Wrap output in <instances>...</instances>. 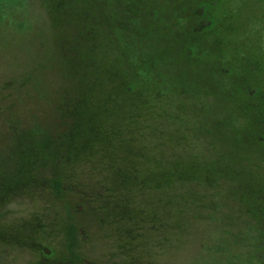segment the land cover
Returning a JSON list of instances; mask_svg holds the SVG:
<instances>
[{
	"label": "trees",
	"instance_id": "1",
	"mask_svg": "<svg viewBox=\"0 0 264 264\" xmlns=\"http://www.w3.org/2000/svg\"><path fill=\"white\" fill-rule=\"evenodd\" d=\"M253 1L261 2L250 0L245 6ZM229 2L166 0L164 11L162 0H151L149 4L142 0H49L54 18L67 14L70 29L79 37V43L66 58L79 68V75L83 74L76 81L74 95L67 98L69 103L57 109L60 120L49 131L54 137L49 146L44 145V155L30 144L37 137L35 132L24 133L22 141L27 143L26 148L23 143V151L14 148L9 156L0 152V205L4 192L21 187L22 193L26 188L39 187V181L47 178L53 187H63L64 193L68 191L75 197L80 208L72 209L73 212L84 214L92 222L114 226V231L120 229L121 240L137 252L136 261H149L141 235L155 232L147 223L152 215L141 211L135 203L136 196L148 187L157 189L176 176L181 178L176 165L165 168L160 158L165 153L163 142L167 136L173 141L176 137H169L160 127L163 122L154 119L170 116L163 119L175 125L190 110L180 107L187 98L184 97L173 102L176 106L172 112L164 111V105L173 101V89L169 88L172 85L168 83H173L177 95L181 78L188 82L195 76V89L203 87L202 91L216 92L219 101L235 105L234 120L248 122L249 128H242L245 133L220 129L211 140L216 144L230 142L235 146L233 157L243 155L248 159L253 154L264 162V143L259 140L264 139V48L260 44L263 28L252 27L254 18L241 16L240 9H233ZM245 6V11L250 8ZM101 8L111 10L106 18ZM198 9H203V16L210 21L201 31L192 25ZM144 13L147 16L143 17ZM256 21L264 23V17ZM146 26L151 28L147 33L149 43L144 38ZM108 33L120 42L125 37L131 49L115 61L107 74L109 78L100 83V72L105 71L110 53L99 41ZM129 66L131 70L125 71ZM12 129L18 130L19 125ZM29 129L34 126L23 130ZM160 135L163 142L157 140ZM153 140L155 144H151ZM241 163L237 167L241 171L233 168L227 174L244 178L245 192L257 200L256 223L264 227V170L254 173L247 169V161ZM77 165L87 169H77ZM201 169L193 168L202 172ZM66 205L74 207L75 202ZM84 215L82 219H86ZM260 236L264 238V232ZM118 251L127 258L123 243ZM126 264L130 262L126 260Z\"/></svg>",
	"mask_w": 264,
	"mask_h": 264
},
{
	"label": "rangeland",
	"instance_id": "2",
	"mask_svg": "<svg viewBox=\"0 0 264 264\" xmlns=\"http://www.w3.org/2000/svg\"><path fill=\"white\" fill-rule=\"evenodd\" d=\"M228 1L230 7L240 9L241 16L254 18L252 27L263 28L260 44L264 48V23L256 21L264 17L263 1L250 2L247 7L245 4L250 0ZM142 2L149 4L151 0ZM165 2L161 3L164 11ZM244 6L250 8L245 11ZM100 12L106 18L111 10L101 8ZM145 13L143 17L147 16ZM54 16L49 0H0V152L5 155H12L14 148L23 151L27 143L22 141L24 133L34 132L37 137L30 144L44 155V145L51 144L54 137L49 131L60 120L57 109L69 103L68 96L74 95L76 81L82 78L83 73L79 75V68L66 58L79 43V37L70 29L67 14L62 13L59 19ZM143 29L147 41L151 28ZM127 35L132 34L127 32ZM99 44L110 53L105 71L100 72L101 83L109 78L107 74L115 61L126 56L131 47L125 37L120 42L113 33L101 37ZM128 70L131 66L125 68ZM194 81L195 76L188 82L181 78L177 82V95L173 83H168L172 85L169 88L173 89V101L164 105V111L172 112L176 106L173 102L184 97L187 98L180 107L190 109L177 124L163 119L170 116L154 118L163 122L160 127L169 137H176L173 141L167 136L163 142L160 135L157 140L163 142L165 152L160 157L161 163L165 162V168L176 165L181 178L176 176L157 189L148 187L136 196L135 203L141 211L152 215L151 219L144 218L148 228L155 232L141 235L149 261H136L137 252L121 240L120 229L114 231V226L92 222L84 214L73 212L72 209L80 208L75 197L68 191L64 193L63 187L62 190L53 187L44 178L37 188H26L19 193L23 190L20 187L3 193L0 264H126V260L130 264H263L264 238L260 234L264 227L256 223V197L245 192L242 176L227 172L233 168L241 171L237 167L247 161V169L263 173L264 162L253 154L248 159L241 154L233 157L235 146L230 142L216 144L211 140L220 129L245 133L248 122L234 120L235 105L219 101L216 92L202 91L203 87L195 89ZM215 82L218 84L220 80ZM224 122L226 126H222ZM16 124L19 129L10 130ZM33 126L34 129L24 132V128ZM195 166H200L202 172L193 170ZM75 167L87 169L83 165ZM42 184L48 187L42 189ZM70 201L75 202L74 207L66 205ZM83 215L86 219L81 218ZM122 243L127 258L118 251ZM45 248L48 253L44 252Z\"/></svg>",
	"mask_w": 264,
	"mask_h": 264
},
{
	"label": "flooded vegetation",
	"instance_id": "3",
	"mask_svg": "<svg viewBox=\"0 0 264 264\" xmlns=\"http://www.w3.org/2000/svg\"><path fill=\"white\" fill-rule=\"evenodd\" d=\"M203 14H204L203 9L197 10L195 17L192 20V25H193L195 30L201 31L206 26L210 25V21L207 19V17L203 16ZM194 54H195V52H194ZM259 140L261 143H264V139L262 137L261 138L259 137ZM261 146L264 150V145L261 144Z\"/></svg>",
	"mask_w": 264,
	"mask_h": 264
},
{
	"label": "water",
	"instance_id": "4",
	"mask_svg": "<svg viewBox=\"0 0 264 264\" xmlns=\"http://www.w3.org/2000/svg\"><path fill=\"white\" fill-rule=\"evenodd\" d=\"M44 252L48 253V250L45 248V249H44Z\"/></svg>",
	"mask_w": 264,
	"mask_h": 264
}]
</instances>
